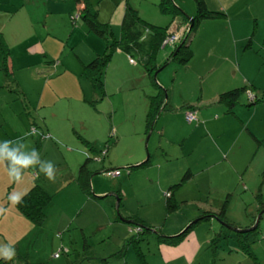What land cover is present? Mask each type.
Returning a JSON list of instances; mask_svg holds the SVG:
<instances>
[{
	"label": "crops",
	"instance_id": "1",
	"mask_svg": "<svg viewBox=\"0 0 264 264\" xmlns=\"http://www.w3.org/2000/svg\"><path fill=\"white\" fill-rule=\"evenodd\" d=\"M126 1L129 4V0ZM205 2L209 9L222 11L224 15L203 19L190 38L192 56L188 63L184 66L177 64L171 81H157L166 91V108L172 110H162L149 132L147 139L152 143V151L143 167L155 169L154 173L147 175V181L153 185L150 188L155 191L160 210L151 211L155 214L150 216L141 215L137 208L127 209L124 200V211L120 210L122 216L135 215L133 217L142 220L152 230L159 229L168 236L185 230L190 221L203 212L207 219L188 228L175 242L160 241L151 230L127 243L125 240L132 235L126 222L131 219L126 218V222L111 220L97 199L88 197L79 189L74 181L76 169L65 183L71 179L74 181L76 187L72 193L81 198L80 206L85 207L88 210L85 214L91 217L88 221H78L83 209L79 206L68 217V222L62 219L61 223L58 218L50 228L52 233L47 234L44 231L46 225L35 226L9 200L11 194H24L38 183L32 178L34 174L25 173L27 178L19 182H11L8 176L0 186V209L5 210L0 212V258L7 248L14 249L15 255L8 262L2 261L3 264H264L252 248L251 252L242 250L234 232L220 224L211 213L224 206L227 220L234 223L229 226L245 229L252 226L253 216L261 209L259 204L264 202V100L251 102L247 92H242L233 106V113H226L224 105L217 101L220 92L245 85L251 88L254 97L264 93V0ZM108 4L114 11L120 6L118 0H100L95 8L97 18L101 7ZM97 54L99 52L94 56ZM147 103L148 98L140 114L144 125ZM186 110H194L197 121H187L184 117ZM87 126L94 124L89 120L82 123L87 140L93 145V141L102 140L105 131L100 126L98 130H87ZM120 127L117 124L111 133L115 136V144L122 141L125 134V129ZM135 133L139 138L131 140L130 154L122 161L127 166L145 161H141L143 152L140 147L142 136L146 134L145 126L143 131L135 130ZM94 164L91 169L97 168ZM100 167L106 169L103 165ZM132 170L129 169L126 181L133 178ZM185 172L189 177L171 190L172 197L180 203L179 208L167 213L164 192ZM96 174L90 181L93 192L102 196L107 190L103 178ZM113 193L106 192L105 195ZM182 207H191V212L182 211ZM128 210L131 212L127 213ZM233 211L235 219L231 216ZM97 214L99 217L96 218ZM157 216L160 217L158 221ZM52 225L47 223L49 227ZM71 226L79 230L80 235L63 239ZM226 230H230L231 236L220 237L212 249L215 232L225 234ZM38 232L43 233L44 239H38ZM39 240L47 244L46 252L42 246L38 248ZM57 250L58 256L54 257Z\"/></svg>",
	"mask_w": 264,
	"mask_h": 264
},
{
	"label": "rangeland",
	"instance_id": "2",
	"mask_svg": "<svg viewBox=\"0 0 264 264\" xmlns=\"http://www.w3.org/2000/svg\"><path fill=\"white\" fill-rule=\"evenodd\" d=\"M88 1L91 3L90 9L95 10L100 0ZM118 1L120 6L115 11L109 4L101 7L97 19L108 23L104 38L101 32L95 31L84 20L75 0H0V35L9 57L5 64L0 54V143L13 140L19 146L25 139L27 150L34 148L39 152L41 160L52 161L56 166L55 182L49 181L42 173L37 174L38 169H28L23 173V176L25 173L34 174L32 178L51 194V200L44 208L45 220L42 224L44 227L46 225L44 231L47 234L52 233L50 228L54 227L58 218L61 223L63 220L68 222V217L81 205V198L72 193L76 187L74 181H65L87 156V149L80 140L81 137L88 139L85 129L81 127L87 120L94 124L85 127L87 130L100 126L105 131L102 140L93 141L97 154H93L92 158L99 160H93L91 165L96 163L94 166L99 168L103 165L106 169L118 166L120 172L113 176L96 174L103 178L106 192H113L118 188L123 194L127 209L137 208L141 215L150 216L155 214L151 211L160 210L155 191L150 188L153 185H149L147 181V175L154 173L155 169L143 166L134 168L131 172L133 178L125 180L129 169L122 161L130 154L131 140L139 138L135 130L144 129L141 109L146 106L148 95L154 91L144 74L143 66L137 60V54H131L134 60L130 62L124 52L111 48L110 32L117 36L122 15H119V11L123 10L124 3L127 2ZM157 1L129 0V4L139 14L147 16L148 19L142 18L148 23L164 27L170 23L171 15L160 12ZM172 1L185 15L195 14L193 0ZM193 32L194 30L190 36ZM167 48L161 49L158 54L159 62ZM95 52L108 57L107 64L100 73L102 89L97 83L93 85L88 80L85 68ZM175 67H178L175 62L161 67L155 75L156 80L171 81ZM117 124L125 129V134L121 137L123 140L115 144V136L111 133ZM33 130H38L43 135L24 138L25 133ZM147 135L142 136L141 161L152 151V143L146 139ZM5 178H8L7 172L0 165V186ZM26 178L24 176L22 180ZM91 188L93 189L92 183ZM97 201L107 209L110 217L113 216L115 197L112 194ZM82 208L78 221H88L91 216L85 214L88 211L85 207ZM182 209L191 212V207ZM121 210L124 211L123 208ZM97 215L96 218L99 217ZM231 216L236 218L235 211ZM159 218L157 216L156 220ZM162 221L163 219L161 224ZM47 223L53 225L49 227ZM226 231L230 233V230ZM68 232L71 233L67 234ZM76 234L80 235V231L72 227L62 238H68L69 235L77 237ZM148 235L153 237L152 234ZM245 235L257 237L251 248L264 260V213L257 227ZM42 237L43 233L38 232V239H44ZM42 242L37 241V246H42L46 252L47 244Z\"/></svg>",
	"mask_w": 264,
	"mask_h": 264
},
{
	"label": "trees",
	"instance_id": "3",
	"mask_svg": "<svg viewBox=\"0 0 264 264\" xmlns=\"http://www.w3.org/2000/svg\"><path fill=\"white\" fill-rule=\"evenodd\" d=\"M75 2L77 8L80 9L79 11L83 14L84 20L87 21L88 24L95 29V31L101 32L102 36L105 38L104 35L107 33L108 23L98 21L96 10L90 9L88 0H75ZM193 2L195 4V14L192 16H187L179 8L178 5L173 3L172 0H158L157 5L159 11L171 15L170 23L165 25L164 27L148 23L144 18H142L137 9L133 8L125 2L126 4L124 6L123 14L120 20L118 36L115 37L113 36V33L110 32V35H112L111 48L113 50H121L128 56V59L131 58L132 60L134 59L131 54L136 53L137 60L143 66L145 74L148 76L151 86L155 89V92L153 94L148 95L147 111L145 114L144 125L146 134H148L149 130L153 128V125L162 110H172V108H166V91L161 87V85L154 77L155 71L171 62H175L182 66L186 65L192 56V50L190 47V38L192 36H190V33L192 32V30H194L203 19L215 18L224 15L222 11L209 9L206 5L205 0H193ZM175 19H177V23H175ZM172 33L178 34L173 43H165L164 45H162L164 39ZM166 47L168 48L167 50L163 51L162 60L159 62L158 54L160 53L161 49H166ZM0 54L3 56L5 64L8 63L9 57L6 49L4 48V42L1 38V35ZM100 55L101 54L95 55L92 60L85 65V68L88 80H90L93 85L94 83H97L99 88L102 89L103 84L100 78V73L102 68L107 64L108 57L105 54L101 55V57ZM250 89V87L245 85L225 90L218 94L217 101L224 105L226 113H233V106L238 102V97L242 92H247L251 102L264 100V93H262L259 97H254V95L251 94ZM187 112L192 113V119L188 120L186 118ZM184 117L187 121H197L194 110H186L184 112ZM80 140L87 149V156L84 162H82L78 166L74 181L78 185L79 189L88 197L92 199L102 198L106 195L99 196L95 194L93 192V189L91 188L90 180L92 175L95 173H104L105 175H109L106 173L108 171L114 170H117L118 174H120V172L117 168L102 170V167H97L96 169H91L90 163L93 160H99L98 158H92V156H94L93 154H97V151L89 140L82 137ZM148 161L149 159L147 156L145 161L135 165L127 166V168H139L148 163ZM188 177V172L183 173L179 180L164 192L165 208L167 213L177 210L180 205V203L172 197L171 190L179 187L182 182ZM113 192L114 193L112 195L115 197V203L117 199V211L114 204V213L113 216L110 217L112 218L111 220L126 222V218L131 219V222L126 223H128L132 238L128 237L125 242L129 243L133 238H135L134 240H136L137 238L143 236L145 233L151 232L152 228L137 217H133L135 215H130V217L122 216L120 210L122 207H124L122 194L120 193L118 188L114 189ZM50 200L51 194L47 193L38 183H35L28 189L26 195H22V201L18 204H15V207L35 226H40L45 220L44 208ZM259 208L264 209V202H261L259 204ZM104 210H106L107 214H109L106 208ZM211 213L213 214L212 216L220 224L234 225V223H231V221L229 222L227 220V217L224 214V206H222L218 212ZM253 217L255 218V215ZM204 219H207L205 212L192 219L189 225L186 226L185 230H182L181 232L173 236L164 235L163 233H160L159 229H156L155 231L153 229L152 231L156 233V236L160 241L162 240L166 242H175L184 235L185 231L188 230V228ZM249 231L251 230L236 232L233 231L237 244L242 248V250L246 252H251V245L257 238L254 235L246 236L245 233ZM230 236L231 235L228 232L225 234L223 233V231L215 232V236L213 237L211 242L212 249H214L220 237L225 239ZM58 252L59 251L57 250L55 253H53L54 257L58 256ZM5 260L6 262H8L10 259H4L3 257L0 258V264H3L2 261Z\"/></svg>",
	"mask_w": 264,
	"mask_h": 264
},
{
	"label": "clouds",
	"instance_id": "4",
	"mask_svg": "<svg viewBox=\"0 0 264 264\" xmlns=\"http://www.w3.org/2000/svg\"><path fill=\"white\" fill-rule=\"evenodd\" d=\"M29 135L42 136L43 134L38 130H33L25 133L24 138ZM24 140L19 146L13 140H5L0 143V165L5 167L9 178L14 182H19L25 170L38 169L37 174L42 173L49 181L55 182L57 168L54 163L52 161L41 160L39 152L34 148L30 151L27 150ZM22 195H26V193H13L9 196V200L13 204H18L22 201ZM2 211L5 210L0 209V212ZM14 255V249L7 248L3 251L4 259H12Z\"/></svg>",
	"mask_w": 264,
	"mask_h": 264
},
{
	"label": "water",
	"instance_id": "5",
	"mask_svg": "<svg viewBox=\"0 0 264 264\" xmlns=\"http://www.w3.org/2000/svg\"><path fill=\"white\" fill-rule=\"evenodd\" d=\"M158 70H159V69H158ZM158 70L155 71V73H154V77H155V75L157 74V71H158ZM150 131H151V130H149V132H150ZM149 132H148V134H149ZM147 138H148V135H147L146 139H147ZM145 144H146V141H145ZM146 158H147V157H146ZM116 203H117V199H116ZM116 203H115V208H116V211H117V204H116ZM262 213H264V209L260 210V211L256 214L252 226L247 227V228H245V229L234 228V227H231V226L226 225V224H223V225H224L227 229H230V230L235 231V232H236V231H248V230H254V229L257 227V225H258V222H259L260 217L262 216Z\"/></svg>",
	"mask_w": 264,
	"mask_h": 264
},
{
	"label": "built area",
	"instance_id": "6",
	"mask_svg": "<svg viewBox=\"0 0 264 264\" xmlns=\"http://www.w3.org/2000/svg\"><path fill=\"white\" fill-rule=\"evenodd\" d=\"M178 34L176 33H172L171 35H169L168 37H166L162 43V45H164L165 43H173V41L177 38ZM129 61L130 62H133V60L131 58H129ZM186 118L188 120L192 119L193 118V115L191 112H187L186 113ZM106 174H109V175H117L118 174V171L117 170H114V171H108ZM168 194V193H167ZM56 255V254H55Z\"/></svg>",
	"mask_w": 264,
	"mask_h": 264
}]
</instances>
